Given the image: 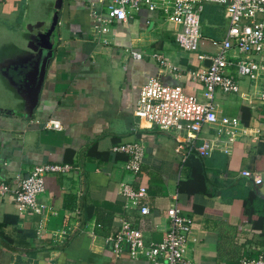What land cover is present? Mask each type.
<instances>
[{
	"label": "crops",
	"instance_id": "crops-1",
	"mask_svg": "<svg viewBox=\"0 0 264 264\" xmlns=\"http://www.w3.org/2000/svg\"><path fill=\"white\" fill-rule=\"evenodd\" d=\"M106 13L103 0H0V182L43 163L77 167L45 177L40 213L0 198V264H151L127 251L115 255L108 237L125 217L146 242L160 241L173 202L192 219L184 255L194 264L264 255V245L248 241L250 224L239 228L242 195L254 189V176L262 178L264 196V74L239 76L240 55L228 52L238 90L217 89L213 104L218 116L238 120L233 141L211 125L187 140L186 130H161L133 113L150 79L206 100L189 72L207 68L219 50L229 26L223 6L204 4L196 51L179 46L180 25L162 12L142 7L126 21H109ZM252 58L264 64V52ZM48 120L61 128L45 127ZM136 141L144 158L134 175L124 168L127 155L112 147ZM204 144L208 154L200 155ZM123 181L147 194L128 201L118 191ZM141 205L148 214L139 213Z\"/></svg>",
	"mask_w": 264,
	"mask_h": 264
},
{
	"label": "built area",
	"instance_id": "built-area-1",
	"mask_svg": "<svg viewBox=\"0 0 264 264\" xmlns=\"http://www.w3.org/2000/svg\"><path fill=\"white\" fill-rule=\"evenodd\" d=\"M106 4L107 20L126 21L128 17L145 7L149 11L162 12L167 20L180 25L175 39L179 46L187 51H196L200 45L202 33L200 14L205 3L223 6L229 26L217 53L210 57L207 68L189 72L193 80L200 82L205 89V101L187 95L181 87L163 85L156 79H150L141 87L134 115L150 122L161 130H186L187 140H193L205 125L216 126L218 135H226L233 141L237 135L238 120L227 116H218L213 104L217 89L224 93L238 90L235 76L228 73L232 65L228 52L235 49L240 58L234 62L239 76L256 78L259 72L264 74V64L255 61L252 56L264 52V0H103ZM134 58L141 54L132 51ZM201 58L203 56H200ZM160 64H166L164 58L154 54ZM260 98L264 104V89ZM45 127L60 129L58 120H48ZM181 145L177 146V150ZM113 151L124 152L127 159L124 168L134 175L140 173L143 166L144 149L141 141L124 142L112 147ZM200 155L208 154V145L197 148ZM77 167L68 163H43L33 166L27 175L18 176L13 182H0V198L11 196L16 204L25 210L40 213L42 204L38 196L45 189V177L60 173L68 175ZM242 174L252 176L249 170ZM254 183L261 184L262 178L254 176ZM119 193L128 201L138 203L139 198L147 194V187L136 188L128 182H120ZM148 205H141L139 213L146 215ZM169 225L160 241H145L142 229L132 219L121 218L119 227L110 233L108 240L115 255L127 251L131 257L142 256L151 264H194L184 253L192 219L185 215L178 204L173 202L166 210ZM237 264H264V255L242 257Z\"/></svg>",
	"mask_w": 264,
	"mask_h": 264
},
{
	"label": "trees",
	"instance_id": "trees-1",
	"mask_svg": "<svg viewBox=\"0 0 264 264\" xmlns=\"http://www.w3.org/2000/svg\"><path fill=\"white\" fill-rule=\"evenodd\" d=\"M242 199L239 228L250 224L254 232L248 241H253L258 246L264 245V196L250 188L243 193Z\"/></svg>",
	"mask_w": 264,
	"mask_h": 264
},
{
	"label": "water",
	"instance_id": "water-1",
	"mask_svg": "<svg viewBox=\"0 0 264 264\" xmlns=\"http://www.w3.org/2000/svg\"><path fill=\"white\" fill-rule=\"evenodd\" d=\"M254 189L259 192V188H258V185H254Z\"/></svg>",
	"mask_w": 264,
	"mask_h": 264
}]
</instances>
